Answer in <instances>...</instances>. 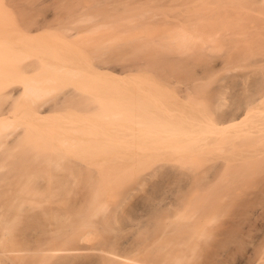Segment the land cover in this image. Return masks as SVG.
<instances>
[{
    "label": "rangeland",
    "instance_id": "1",
    "mask_svg": "<svg viewBox=\"0 0 264 264\" xmlns=\"http://www.w3.org/2000/svg\"><path fill=\"white\" fill-rule=\"evenodd\" d=\"M263 46L264 0H0V246L25 250L0 264L77 245L99 168L119 171L117 242L264 264V100L220 125L264 92Z\"/></svg>",
    "mask_w": 264,
    "mask_h": 264
},
{
    "label": "bare ground",
    "instance_id": "2",
    "mask_svg": "<svg viewBox=\"0 0 264 264\" xmlns=\"http://www.w3.org/2000/svg\"><path fill=\"white\" fill-rule=\"evenodd\" d=\"M38 28L40 27H36V29ZM76 33H78V31ZM254 46L255 45L253 44L252 52H254L253 50ZM7 91L9 90L7 89ZM262 100H264V92L262 93L261 96L253 100L252 103L248 104L245 110H243L242 112L238 113L237 115H235L230 119L227 118V120L221 121L222 122L220 123L221 127L222 128L224 127L225 129L226 125L229 126L241 122L243 119L248 117L247 115L250 113L252 108L255 107V104ZM154 109L156 111H161L160 108L158 109L154 108ZM141 112H142V116H149L151 114L154 115V113H156V112H152L147 107H144ZM244 122L242 121V123ZM261 124H263V122ZM227 129L228 128L226 127L225 130ZM220 140L223 141V139ZM222 141L220 142V145L222 144ZM219 150L220 149H218V151ZM79 156L87 159L91 158L90 157L91 155H87V154L86 155L80 154ZM170 164H174V163H170ZM96 170L100 175V179H98L97 181L102 183L95 185V187L93 188L91 187L90 189H88L87 192L88 203H95V205L93 206V209L88 208L87 212L83 213L84 214L83 218L81 217V219L80 218L76 219L77 226L73 229L72 236H70L68 239V241H75V242L77 241L78 244L75 246L62 247V248H44L39 250L38 252L35 251V253L34 252L31 253L34 254L38 253L41 254L43 257H46L47 259L49 258L53 259L54 260L53 264H67L71 258H75L82 255H91V257H94L97 262L99 263L104 262V264H164V263L173 264L174 257L171 258L167 254H162L160 252V248H162V245H160V243L158 242L159 241L158 236L156 238H153L149 242H148L149 233H143V232L140 235L135 236L131 242H128L127 240L117 242L116 239H114L115 237L118 236V231H116L117 229L114 227V222H115L114 220L116 216L115 214L117 211L116 208L123 196L122 195L123 191L121 189V186L117 184L119 171L110 168L109 169L99 168ZM104 170L107 172H113L115 176L116 175L118 176L111 177L108 174H105ZM102 174H105L106 176ZM77 177H80V173L79 176ZM63 193L69 194V191L63 190ZM47 201L48 200H45L44 204ZM39 204H43V203H39ZM39 204H37L36 202H28L27 207L34 210L40 206ZM16 205L19 208L22 206V203H17ZM94 212L96 214H100L99 216H101V218L97 220L88 219V217L93 215ZM66 215L68 214L63 215V217H65ZM197 226L199 227L200 225ZM98 231H100L99 233L104 237L105 240L103 243L106 245V247H96L93 246V244L88 245L85 243V241H92L93 235ZM10 242L11 241H9V243ZM23 252H25V250L6 249L2 247L0 248V258L12 259L15 257H19L20 254H23Z\"/></svg>",
    "mask_w": 264,
    "mask_h": 264
}]
</instances>
